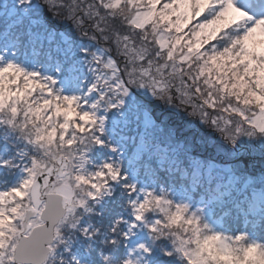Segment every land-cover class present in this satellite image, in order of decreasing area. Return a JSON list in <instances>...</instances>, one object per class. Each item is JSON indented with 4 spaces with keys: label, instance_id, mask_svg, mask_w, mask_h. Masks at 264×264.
<instances>
[{
    "label": "clouds",
    "instance_id": "9594fccd",
    "mask_svg": "<svg viewBox=\"0 0 264 264\" xmlns=\"http://www.w3.org/2000/svg\"><path fill=\"white\" fill-rule=\"evenodd\" d=\"M233 4L235 12L217 18L223 7L219 0H91L86 14L95 20L93 26L100 32V39L115 44L130 64L151 69L162 61L160 72L157 67L151 76H142L134 67L127 89L145 88L162 104L180 109L168 89L173 79L188 76L192 80L188 88L195 87L203 101L198 108L194 104L191 112L184 111L189 117L217 132L230 146L242 138L264 144V24H258L264 16H253L237 0ZM66 7L73 11L71 5ZM53 14L59 18L58 13ZM71 18L76 20L73 25L78 34L87 36L76 27L83 21ZM88 37L97 41L95 35ZM97 57L92 54L93 60ZM109 60L116 65L111 57ZM143 61H147L146 67ZM164 69H170L166 76ZM100 79L95 77L89 92L97 90L98 85L107 91L100 90L95 98L66 95L51 76L14 60L0 62V126L23 141L25 146L17 151L30 161L26 171L34 162L40 165L36 183L23 189L24 196H0L5 264L12 253L10 245L28 236L35 241L36 255L21 257L18 250L16 264H72L75 257L62 256L60 246L67 245L77 230L90 240L101 233L103 226L89 220L80 227L81 221L96 212V205L104 197L112 196L114 185L123 176L118 160L109 158L110 162L95 164L88 153L104 143L105 117L101 110L120 103L123 92L108 94L113 91L105 80L100 84ZM160 81L166 86H160ZM207 108H215L216 115L209 114ZM0 163L11 165L12 161ZM28 177L27 171L25 179ZM38 177H42V183ZM16 187H22V182ZM123 187L130 196L136 193L124 202V209L135 221L142 222L150 245L140 242L121 259L101 248L103 264H151L150 253L156 247L179 264H264V240L247 231L215 227L201 211L188 202H177L163 189L159 193L143 189L141 198L135 185ZM34 191L39 194V203L33 199ZM123 219L117 217L112 222L108 238L101 239V244L115 249L121 237L132 234L131 226L127 232L121 228ZM76 264L81 262L77 260Z\"/></svg>",
    "mask_w": 264,
    "mask_h": 264
},
{
    "label": "trees",
    "instance_id": "16d2710c",
    "mask_svg": "<svg viewBox=\"0 0 264 264\" xmlns=\"http://www.w3.org/2000/svg\"><path fill=\"white\" fill-rule=\"evenodd\" d=\"M247 1L249 4H253L259 0ZM10 7L11 3L5 6L6 9L3 13H0V53L4 51L5 47H8L11 49L12 55L25 61V65H27L28 68H39V70H44L46 74H49L48 76H51L53 80L55 79L56 83L63 91L64 88L67 90L73 88L77 81L75 75L78 74L79 71L76 61H73L76 57L69 54V58L73 60H67L68 52L61 51L55 42L46 41V37L44 36V39H42L46 41V44L36 41V39H38L35 35L36 31H34L33 34H29L27 31L30 24L29 21H27V23H18L13 13L9 11ZM39 28L42 29L43 26L41 25ZM61 45L66 47L68 46V42L61 43ZM183 79L187 82L190 80L188 76H184ZM192 89L193 88L189 89L187 86H184L181 88L180 92L183 94L191 91L189 92L190 97L198 94L192 91ZM175 101H178V99L175 98ZM177 105H181V108L175 109L173 107L172 110H168L170 112L164 113L161 119L155 117L156 124L167 123L168 119H170L167 118V116L175 113L176 116H174V120L177 121L175 124L185 126L187 123L186 120L191 119V117L184 111L190 112L191 108L182 102ZM208 110L213 114L216 113L215 108H207L206 111ZM122 111L124 110L117 108L114 111L101 110L100 113L105 117L104 130L109 129L110 133L113 131L114 137H117L119 146L124 148V175L121 174L123 180L119 184L114 185L115 191L112 196L104 198L103 204L96 205V212L89 216H85V221L80 226L83 227L87 225L89 220H91L94 225L103 226L101 227V233L97 234L95 239H89L86 246L81 248L83 253L88 252L87 262L89 264H103L99 255V250L101 248H103L105 252H112L115 259H121L124 256L123 252L126 249L125 242L129 239L128 236L121 237V242L115 249H113L112 246L105 247L101 244V239L108 238L107 230L112 226V222L117 217L124 218L121 221V228L125 232L128 231L129 227L127 225L132 215L130 211H125L124 202L127 199L133 198L136 193L130 196L129 190H126L123 185L133 184L134 181L139 184L138 186H144L149 190L155 187L160 190H169V193L180 194L183 199H178L180 202H191L194 205L204 207L203 210L215 220L220 228L232 231H247L251 236L264 240V185L260 186L259 183H256L260 175L263 176L264 180V153L252 159L253 164L250 161L247 162L246 167H248L250 171L247 172L246 175L241 174V177L237 178V175L232 172L234 167H232L231 170L228 169V163L230 161H223L222 158L215 156L212 152V150H217V154L222 155V152H220L222 148L215 149V143H212L213 147L210 146L207 143L206 136L214 140L216 139L222 144L224 143L223 139L217 132L202 125L200 130L203 129V131H201V136L197 140L188 138L189 141L193 140L192 147L189 145V149L193 151L192 156H196L193 159L204 162L200 168H196L187 160L190 158L170 159L169 156H167L169 152L167 150L165 151L164 146L160 145V143L156 144L154 147L150 146L154 145L152 142L150 144H145L141 135L144 133L145 129H149V124H154V122L150 118L144 116L137 117V113L136 115H132L131 117L133 118L128 120L124 118L127 113L124 115ZM165 111L166 110H164V112ZM170 122L174 123L172 119ZM113 123L115 125L109 127ZM4 128L7 129L5 126ZM195 131L198 130L195 129ZM0 134H2V130ZM119 136L122 138L120 139ZM151 139L155 140V137L152 136ZM147 140L148 138H146V141ZM114 142L115 141H112V143ZM246 143L248 145H246ZM6 144H10L15 150H17L18 147H24L23 141L16 140L15 136L7 139L0 136V155ZM244 144L246 149L255 150V152L259 151V148L250 142H245ZM145 145L150 147L149 149L151 150L149 153L144 152L141 154L139 150ZM116 146L118 145L116 144ZM155 147L156 151L155 149L153 150ZM102 149L106 151L102 152L99 145H95L90 153L95 164H100L101 161L108 160L107 156L110 158V155L116 156L114 160L121 162L120 155L117 152L114 153V151L109 150V144H103ZM224 157L227 156L223 155V158ZM29 163L30 161L28 160V165ZM236 165L237 163H235L234 166ZM16 166L17 171H21L24 167V162L16 163ZM90 167L92 166L90 165ZM15 172V169L8 172L3 180L5 179L6 182H10ZM227 175H235L237 181L241 179V192L239 195L236 192L228 194L227 189L222 183ZM25 178H18V183L14 187L19 185ZM220 179H222V182ZM97 212L99 215L96 214ZM75 235L80 238L86 237L81 235L78 230L75 231ZM112 235L115 236L116 233H112ZM61 249H63L62 246H60L58 251L60 252ZM72 264H76V262L73 260Z\"/></svg>",
    "mask_w": 264,
    "mask_h": 264
},
{
    "label": "rangeland",
    "instance_id": "374dc122",
    "mask_svg": "<svg viewBox=\"0 0 264 264\" xmlns=\"http://www.w3.org/2000/svg\"><path fill=\"white\" fill-rule=\"evenodd\" d=\"M9 3H11V7L9 8V11L13 13V16L15 17V19H17L18 23H27V21H29L30 24L27 31L29 34H33L34 31H36L35 35L38 37L36 41H40V43L42 44H46V41L55 42L61 51L68 52L67 60L69 61L73 60L72 58H69V54H72L76 57L73 61H76V65L78 66L79 69L78 74L75 75L77 81L73 88L69 90L64 88L63 91L64 94L66 95L80 94L84 98H95L96 96L99 95L100 90L107 91V89H100L98 85L97 90H92L91 92H89V89L91 88L92 84L95 83V77L97 76L101 77L100 84H103L105 79H109L111 82V87L114 88L115 82L114 80L111 79L112 70L104 67V63L108 61L109 57H111L116 62V69H117L116 74L124 82V87H129L128 81L130 77L128 73L131 72L134 67L139 69V66L138 65L134 66L130 64L127 57H125V55L123 54V52L119 51L115 46V44H113L111 41L105 42L102 39H100V32L93 26L95 20L90 18L86 14L87 6L89 3H91V0H0V13L1 12L3 13L5 11L6 9L5 6H7ZM237 3L239 6L244 7L247 11L252 13L253 16L256 17L264 16V0L256 1L253 4H249L247 0H237ZM66 5H71L73 11H70L69 8L66 7ZM53 13H58L59 18H57V16H55ZM71 17H75L83 21V24H77L76 27L79 29L82 35L86 33L87 36H81L80 34H78L76 28L73 25L76 24V20L72 19ZM41 25L43 26L42 29L39 28V26ZM101 27H103V25H101ZM92 35H95L97 37V41H93L88 37ZM43 36L46 37L45 39L46 41L45 40L43 41L44 39ZM64 42H68V46L66 47L62 46L61 43ZM93 53L98 55L101 59L93 60L92 59ZM0 57H3V60H0V62L7 60H14L18 63L23 64L25 67L28 68V66L25 65V61L12 55L11 49H9L8 47L4 48V51L0 53ZM160 62L162 61H159L156 64V66L150 69L154 75L156 74V68L159 67ZM141 63L145 67L147 66V61H143ZM32 70L38 71L43 76L49 75L46 74L44 70H39V68ZM168 70L170 71V69L163 70L165 76L167 75ZM56 85L57 87H59L57 83ZM189 85H192L191 78L189 82H187L184 79L183 80H180L178 78L173 79L170 83L168 91L175 104H181V102L186 101V103L184 104H187L189 108H191L190 110L191 112L193 110L194 104L198 108L202 103L199 102L200 98L198 94H195L194 96L190 97L189 95L185 96L180 92L182 87L184 86L188 87ZM192 88H193L192 91H195V87ZM118 92L119 91H113L108 94L115 95ZM189 92L191 91H188V93ZM85 94H87V96H85ZM120 95L122 96L121 102L115 104V106L107 110L114 111L117 108H120L121 110H124L122 111V114L125 115L127 113V115H125L126 117L124 118H127L128 120L133 118L131 116L136 115V113H137V117L144 116L146 118H150L154 122V124L153 123L149 124V129H145L144 133L141 135V138L144 140V143L150 144L152 142L154 145L153 146L150 145L151 147H154L156 146V144L160 143V145L164 146L165 151L167 150L169 152V155L167 156H169L170 159L190 158L187 160L196 168H200V166L204 162L197 159H193L196 156H192L193 151L189 149L190 148L189 145H191L192 147L193 140H197L201 136V131H203V129L200 130V127L204 124H202L198 120H193L192 118L186 120L187 123L185 126H181L180 124H175L177 123V121L174 120V116H176L175 113L173 115H168L169 117L167 116V118H170L168 119L167 123L156 124L157 122H155V117L161 119L164 113L170 112L168 110H172L173 106L171 105L166 106L162 104L159 100L154 98L151 95V93L145 88L130 87L127 89L126 93H120ZM175 98H177L178 101H175ZM164 110L166 111L164 112ZM207 112L211 114L213 117L216 115V113L213 114L212 112H210V110H208ZM171 119L174 121V123L170 122ZM114 125L115 124L113 123L109 127H113ZM195 129L198 131H195ZM1 130H2V134H0V136L4 139L15 136L8 129H5L4 126H0V131ZM152 136L155 137V140L151 139ZM145 137L148 138L147 141ZM121 138L122 137H120V139ZM188 138L190 139L193 138V140L189 141ZM101 139L104 141L103 144L110 145L109 150L114 151V153L117 152L120 155L121 174L124 175L123 164L125 160L123 159V156L125 155V152H124V148L119 146V142H117V137L116 138L114 137V132L112 131V133H110L109 129L104 130V135L101 136ZM150 139L153 141H151ZM206 140L210 146H212V143H215L214 144L215 149L222 148L220 151L222 152V155H218L217 150L215 151L212 149L211 150L215 156H219L220 158H222L223 161L224 160L230 161L228 163L229 164L228 169L231 170L232 167H234L232 172L237 175V178L241 177V174L246 175V173L250 171V169L246 167L247 162L250 161L253 164L252 159H255L257 155L264 153V144L257 143L256 141H252L247 138H242L240 141L237 142L235 147L233 146L231 147L230 145L224 143L222 144L220 141L216 139L214 140L213 138L207 136H206ZM112 141L115 142L112 143ZM245 142H250L254 146H257L259 148V151L255 152V150L246 149L244 144ZM103 144H99V147L102 150V152L106 151L105 149H102ZM116 144L118 146H116ZM246 145L248 144L246 143ZM149 148L150 147L145 145L140 148L139 152L141 154L144 152L149 153L151 150ZM154 149L156 151V147L153 148V150ZM90 153H88V155L91 157ZM223 155L227 157L223 158ZM107 158L109 160L108 156ZM110 158L114 160L116 156L110 155ZM10 159L12 161L11 165L0 163V191H7L9 189L14 188V186L18 183V178L23 179L27 176L26 169L29 166L28 157L15 150V148H13L10 144H6L4 145L3 152L0 155V161L10 160ZM23 162H24L23 169L21 171H17L16 163H23ZM235 163H237L236 166H234ZM13 169H15L16 172L14 173V175H12L11 177L12 180L10 182H6L5 179L3 180L5 175H7L8 172H11ZM40 178L42 179V177H38V182H40ZM237 178L235 175H227L226 178H224L223 182L222 179H220V181L227 189L228 194L232 192H236L238 195L240 194L241 179L237 181ZM258 178L260 181L258 180L256 181V183H259L260 186L264 185L263 176L260 175V177ZM134 183L135 181L133 182V185L136 186L137 193H140L142 198L141 190L143 189L149 190V189L144 186H138L139 185L138 183L135 184ZM153 189H155L158 193L161 191L160 189H157L155 187ZM165 191L169 193V190H165ZM169 195L177 202H180L178 199H182L180 194L177 193H169ZM103 200H101L100 204H103ZM188 203L192 206L193 209H198L199 211H201L204 214V217L211 224H213L217 228H220L219 225L215 222V220L209 214H207L205 210H203L204 207L194 205L191 202ZM84 221L85 220L83 219L81 221V224ZM128 222L129 224L127 226L132 227V234L128 235L129 239L125 242L126 249L123 252L124 256L122 258H124L129 254L130 248H135V245H137L140 242H148V244L150 245V241L146 234V230L142 227V222L135 221L134 216H132L131 220H129ZM88 240H89L88 237L80 238L74 235L71 237V239L68 240L67 245H61L63 249H61L59 253L67 258L75 257L74 260L75 262L78 260L81 262V264H89L87 262L88 252L83 253L81 249L82 247L86 246ZM162 243H164L166 247L168 246L166 241H163ZM66 247L68 250H65ZM150 255L153 257L151 264H179V262L176 261L174 257L164 256L160 252L158 247L153 248Z\"/></svg>",
    "mask_w": 264,
    "mask_h": 264
},
{
    "label": "snow or ice",
    "instance_id": "6c2138e0",
    "mask_svg": "<svg viewBox=\"0 0 264 264\" xmlns=\"http://www.w3.org/2000/svg\"><path fill=\"white\" fill-rule=\"evenodd\" d=\"M219 2L223 4V7L221 8V11L218 13L217 18H219L221 16L227 17L236 11L234 4H233V0H219ZM213 23H214V21H213ZM258 24H264V21H258ZM252 31H253L252 29H249L250 33ZM169 57H171V53H169ZM96 59L100 60L101 58L98 56ZM213 59H215V58L213 57ZM104 67L112 70V78L111 79L114 80V82H115V87L113 88V87H111L110 80L105 79L106 86L108 87V89L110 91H119V92L126 93L127 88L124 87V82L116 74V72H117L116 65H113L112 61L109 60L106 63H104ZM139 71H140L142 76H151V74H152L150 69L141 68ZM134 72H135V69H133L131 72H129L128 75L131 76ZM159 72H160V69L158 67L157 73H159ZM131 82H132V80L129 79L128 83H131ZM153 83H157V81L154 79ZM159 83H160V86H162V87L166 86V85H164L163 81H160ZM93 87L95 88L96 85H93ZM196 91L198 92L199 89H196ZM183 94L185 96L188 95L186 92ZM262 130H264V129H262ZM69 143H71V141H69ZM39 167H40V165L38 163L34 162L32 169L27 170L29 172V177L22 181V187H14L11 189L10 192L0 193V196H7V195H11L13 193L20 195V196H24L25 192L23 189H26L30 185H34L36 183V175H37ZM33 199H35L37 201V203H39L38 192L34 191ZM11 211L14 213L17 212V208H12ZM33 211H37V209L34 208ZM3 216H4V211H3V209H0V217H3ZM3 226H4L3 220H0V228H2ZM12 231H13V233H15L17 230L15 228H13ZM4 235H5L4 232L0 231V237H3ZM23 235H27V234L25 233ZM58 235H59V230H57V236ZM4 244H5V241L3 239H0V264H5V255L6 254L3 251ZM10 247L12 249V253L9 254L7 257L8 264H16L14 257H15V254L18 250L20 252L21 257L35 256L36 255V244H35V241L33 240V238L31 236H28L27 239H24L22 242H20V241L14 242L12 245H10Z\"/></svg>",
    "mask_w": 264,
    "mask_h": 264
},
{
    "label": "water",
    "instance_id": "95a60500",
    "mask_svg": "<svg viewBox=\"0 0 264 264\" xmlns=\"http://www.w3.org/2000/svg\"><path fill=\"white\" fill-rule=\"evenodd\" d=\"M40 182H41V178H40Z\"/></svg>",
    "mask_w": 264,
    "mask_h": 264
}]
</instances>
